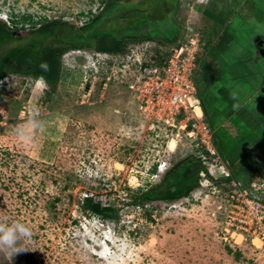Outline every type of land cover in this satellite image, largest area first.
Instances as JSON below:
<instances>
[{
  "label": "rangeland",
  "instance_id": "374dc122",
  "mask_svg": "<svg viewBox=\"0 0 264 264\" xmlns=\"http://www.w3.org/2000/svg\"><path fill=\"white\" fill-rule=\"evenodd\" d=\"M169 1L0 0V20L6 24L12 14H24L34 22H66L80 36L86 35L80 31L85 24L102 15L87 31L92 32L88 42L94 45L106 33V39H124L122 52L115 56L97 55L93 48L65 51L53 86L40 77L15 73L0 81V216L25 223L33 233L28 251L16 254L11 264H264V242L256 245L252 235L228 226L230 187L219 172L222 162L231 173L241 160H223L216 148L204 163L208 175H200L187 197L157 205L130 204L140 188L160 183L170 166L188 156L203 158L178 122L170 127L150 107L140 106L127 87L133 74L122 64L138 52L147 61H159L162 50L185 43L197 32L204 43L212 29L203 10L221 12L235 31L230 41L235 43L215 60L223 77L211 91L224 96L218 89L225 80L256 108L252 116L264 119V18L255 9L263 10L264 0H250L255 7L249 0H179L176 23L174 12L164 9ZM31 28L29 22L17 24L16 38L0 46V58L13 47L27 45L25 34ZM147 34L156 39H144ZM250 34L252 45L245 40ZM160 38L175 40L161 50ZM257 40L263 44L258 55ZM246 45L255 54L253 65L246 60ZM214 55L200 47V61ZM198 68L199 62L196 74ZM200 88L204 95L206 88ZM34 110L43 127L29 129V138L20 139L16 129ZM216 118L212 113L208 117L210 122ZM262 121L254 120L248 133L260 144L254 147L260 154H254L255 160L264 159ZM214 127L216 131L220 125ZM244 145L246 150L252 147L250 141ZM255 174H241L237 181L245 185ZM86 197L114 208L117 219L85 209ZM0 264H8L3 254Z\"/></svg>",
  "mask_w": 264,
  "mask_h": 264
},
{
  "label": "trees",
  "instance_id": "16d2710c",
  "mask_svg": "<svg viewBox=\"0 0 264 264\" xmlns=\"http://www.w3.org/2000/svg\"><path fill=\"white\" fill-rule=\"evenodd\" d=\"M219 1L220 3H224L226 0ZM157 2L153 4L151 10L155 9ZM178 2L179 0H171V3L170 1L168 2V6L178 12ZM202 13L211 21L210 28L212 29L211 31L209 29L208 32L209 39L204 40L203 49L210 48L215 55L212 56V58H207L206 56L204 59H201V61L200 58L197 60V64L199 62V70L195 77V84L202 112L206 122L213 131L214 146L219 156L223 160L231 162H236V160L239 159L241 160L240 167L238 166L237 170H232L230 178H222L226 184H229L231 179L237 180L241 174L249 176L253 171L255 172L258 170L256 160L253 156L255 153L259 154L254 147L260 148V144L248 133L253 132L250 130V126L254 120H259L258 124H260L264 119H255L252 116V112L255 111L256 108H251V104L246 101L247 97L244 95L241 96L242 93L240 90H238V92H240L239 95L236 90L234 91L231 89L226 84L225 80L224 86L220 87L219 85L218 89V91H223V93H225L224 96H216L214 92L211 91L218 79L223 77L217 68L215 60L217 56L230 49L229 47L232 46H229V42L231 41L230 37L235 34V31L229 30L231 29L230 26L225 30L222 29L225 18L221 12L203 11ZM101 20L102 15L94 17L90 23L85 24L80 30L85 32L86 35L80 36L76 34L72 26L60 20L48 21L45 18H39L34 22L30 15L24 14H12L8 24L0 20V46L16 38L15 33L17 31V24H21V27H23L29 22V24L32 25V28L25 34L30 38V42L24 46L11 48L0 58V81L7 73H15L24 76L31 75L40 77L46 84L53 86L58 81L60 74V57L69 49L78 50L80 48H93L98 52L109 54H118L122 52L124 39L114 35H112L110 39H106L108 33L102 35V38H98L100 43L98 42L93 45L88 42L87 37L90 36L92 32L87 33V31H89L92 25L97 24ZM174 36L177 37V33L174 34ZM142 37L148 40L156 39L148 34ZM174 40L158 39L156 41H159L158 43L160 44L161 42L173 43ZM234 43L235 42L232 44ZM197 77H200V79H196ZM200 84L203 86H200ZM200 87H202V89L206 88L207 92L204 95H202ZM206 94L208 97L210 96L209 99L206 97ZM206 99H208L209 102H206ZM208 105H210V107H208ZM221 105H223L222 108H220ZM211 113L215 115V117L218 116L214 122H210L208 119ZM219 116L223 118L221 119ZM217 125H220V127L215 131L214 126ZM259 130L261 131L260 128ZM245 132H247V134H245ZM261 140H264V136H261ZM248 141L252 143V147L246 150L244 144ZM198 159L199 158L194 159V157L191 158V156H188L177 162L166 170L160 183L150 185L146 189L140 188L137 193L132 196L130 204L133 206H143L147 202H155L157 205L165 202L171 203L183 197H187L198 186L200 173H208L207 168L202 164L201 160ZM83 205L85 209L103 218L112 220L117 219V213L114 208L104 206L100 202H95L92 197H86Z\"/></svg>",
  "mask_w": 264,
  "mask_h": 264
},
{
  "label": "built area",
  "instance_id": "2783aa9c",
  "mask_svg": "<svg viewBox=\"0 0 264 264\" xmlns=\"http://www.w3.org/2000/svg\"><path fill=\"white\" fill-rule=\"evenodd\" d=\"M201 46L204 47V43L197 32L185 43L171 45L164 50L159 46L164 51L159 61H147L143 53L138 52L131 62L122 64V67H128L125 72L133 74L127 87L138 98L140 106L150 107V111L165 120L170 127L178 122L200 151L204 165L209 155H215V146L213 131L204 118L195 84ZM97 55L106 57L114 54L99 52ZM100 59L103 60V57ZM128 59H131L130 56ZM196 107L201 110L200 116L195 113ZM213 160L216 161V158ZM256 166V174L245 185L235 179L230 180L225 218L231 229L248 233L253 239L264 242V160L256 158ZM162 169L163 164L159 166V170ZM200 175L206 176V173L201 172ZM219 175L220 179L230 178L225 162L221 164Z\"/></svg>",
  "mask_w": 264,
  "mask_h": 264
},
{
  "label": "clouds",
  "instance_id": "9594fccd",
  "mask_svg": "<svg viewBox=\"0 0 264 264\" xmlns=\"http://www.w3.org/2000/svg\"><path fill=\"white\" fill-rule=\"evenodd\" d=\"M37 115L38 112L34 110L26 124L16 129V134L20 139L29 138L26 135L29 129L36 130L43 127V122L36 118ZM32 235L31 228L25 223L7 216H0V254L4 255L8 264H11L16 254L28 251V245L32 243Z\"/></svg>",
  "mask_w": 264,
  "mask_h": 264
},
{
  "label": "flooded vegetation",
  "instance_id": "af4514ba",
  "mask_svg": "<svg viewBox=\"0 0 264 264\" xmlns=\"http://www.w3.org/2000/svg\"><path fill=\"white\" fill-rule=\"evenodd\" d=\"M219 1V0H218ZM250 1V0H249ZM220 2V1H219ZM243 3H244V1H242ZM251 2V1H250ZM242 3V5H244ZM252 3V2H251ZM253 5H254V3H252ZM254 7H255V5H254ZM255 9L257 10V13L259 14L260 13V15L261 16H263V18H264V9L263 10H261V9H257V7H255ZM237 38H238V36H237ZM252 37H251V34L249 35V36H246V39L245 40H247V41H250V42H248L249 43V45H252L253 43H252V39H251ZM257 42H258V44H257V51H256V54L258 55V54H260V50H261V52L263 51L262 49L263 48H260L261 46H263V44L260 42V40H257ZM243 44V43H242ZM264 47V46H263ZM244 48H245V50L247 51L246 53L248 54L247 55V59L246 60H249V61H252V65L255 63L254 62V60H255V56H253V55H255V54H253V51L252 50H250V48L246 45V46H244ZM252 49V48H251ZM245 56H246V54H245ZM254 59V60H253ZM252 67V66H251ZM248 69H249V71L251 72V73H253V71L250 69V67H248ZM239 71V70H238ZM255 74V73H254ZM263 92H264V90H263Z\"/></svg>",
  "mask_w": 264,
  "mask_h": 264
},
{
  "label": "crops",
  "instance_id": "0c3cea01",
  "mask_svg": "<svg viewBox=\"0 0 264 264\" xmlns=\"http://www.w3.org/2000/svg\"><path fill=\"white\" fill-rule=\"evenodd\" d=\"M164 9L167 11V12H170V13H172V12H174V21H175V23H176V19H177V12L176 11H174V9L173 8H171V7H169V6H167V5H165L164 6ZM203 11H208V10H203ZM148 17V16H147ZM230 22H228V19H225V23H224V25H223V27H222V29H227L229 26H230ZM231 28V27H230ZM232 34V33H231ZM234 36V35H233ZM235 37V36H234ZM177 38V37H176ZM231 39H233V37H230ZM237 38V37H236ZM161 40H165V39H163V38H160ZM235 39V38H234ZM229 41V40H228ZM233 42H234V40H233ZM165 45H171V43H167V42H163V43H160V47H165ZM229 45H232V43L230 44V42H229Z\"/></svg>",
  "mask_w": 264,
  "mask_h": 264
},
{
  "label": "bare ground",
  "instance_id": "6f19581e",
  "mask_svg": "<svg viewBox=\"0 0 264 264\" xmlns=\"http://www.w3.org/2000/svg\"><path fill=\"white\" fill-rule=\"evenodd\" d=\"M207 0H200V2H206ZM149 42V41H148ZM154 42V41H153ZM159 42V41H158ZM162 43V42H161ZM208 58V57H207ZM195 111H196V113H200V110H199V108L198 107H196L195 108ZM192 158V157H191ZM199 158V157H198ZM195 159V158H194ZM199 160V159H198ZM116 164V163H115ZM118 166H121L119 163L117 164ZM158 166V165H157ZM157 166H155V167H157ZM122 168V167H121ZM170 168H171V166H170ZM117 169V168H116ZM164 169H165V166H164ZM236 235V234H235ZM236 238V237H235ZM239 238V237H238ZM240 239V238H239ZM238 240V239H237ZM241 241V240H240ZM253 242L256 244V245H259L260 244V241L258 240V239H254L253 240ZM238 243V242H237ZM103 249V248H102ZM103 252V251H102ZM105 255V254H104ZM102 256V255H100V256H102V257H106V256Z\"/></svg>",
  "mask_w": 264,
  "mask_h": 264
}]
</instances>
